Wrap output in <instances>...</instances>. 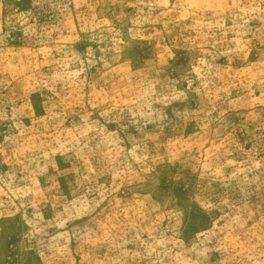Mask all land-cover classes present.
I'll list each match as a JSON object with an SVG mask.
<instances>
[{"label":"rangeland","instance_id":"obj_1","mask_svg":"<svg viewBox=\"0 0 264 264\" xmlns=\"http://www.w3.org/2000/svg\"><path fill=\"white\" fill-rule=\"evenodd\" d=\"M0 264H264V0H0Z\"/></svg>","mask_w":264,"mask_h":264}]
</instances>
